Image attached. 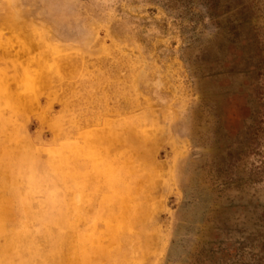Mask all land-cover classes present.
I'll return each mask as SVG.
<instances>
[{"label": "rangeland", "instance_id": "rangeland-1", "mask_svg": "<svg viewBox=\"0 0 264 264\" xmlns=\"http://www.w3.org/2000/svg\"><path fill=\"white\" fill-rule=\"evenodd\" d=\"M212 1L0 0V167L17 153L15 174L0 178L46 173L59 147L81 156L89 131L97 140L95 161L76 166H97L111 220L89 236L97 256L78 240L79 264H264V42L247 27L235 46L220 37V10L203 9L220 7ZM240 2L223 22L264 28V0L256 17ZM13 87L18 97L37 91L33 105L6 109ZM205 91L225 96L204 103L220 115L206 149L195 142ZM211 161L215 174L225 169L213 195L200 174ZM91 190L76 183L74 197ZM27 235L6 233L1 251L17 254L2 252L0 264H42L47 248Z\"/></svg>", "mask_w": 264, "mask_h": 264}, {"label": "crops", "instance_id": "crops-1", "mask_svg": "<svg viewBox=\"0 0 264 264\" xmlns=\"http://www.w3.org/2000/svg\"><path fill=\"white\" fill-rule=\"evenodd\" d=\"M41 78L43 80L42 90L47 89L48 76L43 75ZM14 83L16 82H10L12 85ZM11 89L10 92L16 96H10L12 102L6 104L9 105L6 109L10 110L17 107L15 106L16 103L22 109L33 105L37 91L22 93L18 97L20 93H18V89L15 87ZM24 96H28L31 102L27 104L23 102ZM4 105L0 102V109H4ZM85 137L89 140L83 147L85 151H81L84 154L81 156L90 161H95L97 154L94 150V144L97 140L94 139L90 131ZM13 142L15 143V141L11 143ZM13 151L8 156L15 160L16 148ZM81 156L75 147L63 145L55 150L50 157L58 161L57 167H45L46 173L40 175L32 169L27 171L25 177L17 176L15 180L10 178L15 174L13 167L15 162L12 164L10 159L8 169L0 167V177L7 174L10 176L9 179L0 178V248L6 244L5 235L7 232L9 236L25 232L29 234L27 236L31 239L39 238L42 240V247L47 248V253H41L42 264H79L78 253L83 248L82 243H84V249L89 254L93 253L96 256L99 254L98 250L93 252L95 245H93V238L89 236L97 228L96 221L100 220L107 223L111 220V215H108L105 210V207L108 206L106 205L108 196L105 191L100 190L98 192L96 177L99 171L97 166L81 169L76 166L77 159ZM49 174L51 176H47ZM76 183L78 185L80 183L88 184L91 187L92 190L88 195L91 196V199H87V195L83 193L74 197ZM11 193H13V198L10 196ZM74 198L81 203L75 202ZM91 207L93 211L90 212L87 208ZM105 236L107 237V232L102 234V237ZM78 240L84 241L80 244ZM66 245L69 247L66 248ZM1 250L3 249H0V254L2 252L9 256L17 254ZM35 252L23 250L19 251L18 254L27 253L34 258L37 255ZM35 263L38 262L35 260Z\"/></svg>", "mask_w": 264, "mask_h": 264}, {"label": "flooded vegetation", "instance_id": "flooded-vegetation-1", "mask_svg": "<svg viewBox=\"0 0 264 264\" xmlns=\"http://www.w3.org/2000/svg\"><path fill=\"white\" fill-rule=\"evenodd\" d=\"M234 1L237 4L235 6L224 7L222 5V0H220V7H218V6L217 7L216 6L215 7H209V6H204L203 7V9L205 10L206 16H208L210 18H212V16H210V14H209V11L211 9L220 10V12H218V15H219L218 17H220V23L217 24V25L212 26V28L213 29H219L220 30V37H226L227 39L229 38V40L232 41L234 46L236 44H240L241 43L242 36H243L242 30L244 31V28H246V27L250 28V31L248 32V35L249 34L251 35V33H252V35L254 36L255 40H257V41L261 40L262 42H264V28L259 27V26L255 25L254 23H250L249 22V23H246V25H243L242 23L237 21V19H236V21H233L232 23H230V21L223 22V20L225 19L226 16H227L226 17L227 19H230V12H233V15L237 16V17L242 12L243 8H241L242 7V5H241L242 3L240 2V0H239V2H238V0H234ZM251 4L255 5V8H254V13L250 14L249 17H251V16H255L256 17L258 14H262L261 10L258 8V3L256 2V0H251ZM233 19H235V17H233ZM261 20H262V18H261ZM263 21L264 20H262V22L260 24H263ZM221 47H222V45L220 44V56H222L224 54V51H225ZM220 74H218V75L216 74L215 76L218 77ZM221 75H223V74H221ZM220 92H221V94H220ZM220 92L215 93V92H208V91L206 92L205 91V93H203L202 95L201 94H197V96H198V102L197 103L200 106L202 105V107H200V106H198L196 104L197 107L195 109L196 112H197L196 124H197V128H198V130L196 131L197 132V137L196 138L200 141V142L199 141H195V142H196V146L199 147V148H203L204 147V149H206L207 148V143H209V139L206 140V138L207 137L208 138L209 137L210 138L213 137L212 139L214 140V138L216 136L213 133V130L219 123L218 119H219L220 115L217 118L215 111H213V110H211V112L208 111L206 109L207 106L204 105V103L206 101H208L209 98H210V100L211 99L217 100V98H220V96H222L221 98H224L225 96L223 94V91H220ZM228 94H227L226 98L228 96H230L229 97L230 99H232V97H235L234 94H232V93H231L232 95H228ZM201 96H202V98H201ZM229 116H230V114H229ZM231 117H234V115H231ZM210 133L212 134L211 136H210ZM205 141H206V143H205ZM209 146H210V148H213L212 144L209 145ZM208 153H209V155L212 154L210 151ZM200 172H201L200 174H201V177H202L201 179L203 180V185L206 186L207 191L211 192L212 195L219 189H220V192L224 191V189H225V183L224 182L220 183V181L219 182L218 181H213L215 179V177H216V179L220 177L219 180L221 179L222 181L225 180V178H224V173H225L224 167H223V169H221V172H220V170H217V172L215 174L214 173L215 172V167H214L213 162L211 161L210 168H207L206 166H204V168H201ZM218 172H219V174H218ZM220 185H222V187ZM234 190H235V188H234ZM205 195H207V194H204V197H205ZM218 203H219V201H218Z\"/></svg>", "mask_w": 264, "mask_h": 264}]
</instances>
